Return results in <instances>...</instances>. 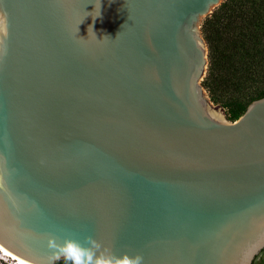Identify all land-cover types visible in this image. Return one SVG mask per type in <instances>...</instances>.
I'll list each match as a JSON object with an SVG mask.
<instances>
[{"label": "water", "instance_id": "95a60500", "mask_svg": "<svg viewBox=\"0 0 264 264\" xmlns=\"http://www.w3.org/2000/svg\"><path fill=\"white\" fill-rule=\"evenodd\" d=\"M220 1L0 0L1 248L252 264L264 97L231 123L205 95L197 23Z\"/></svg>", "mask_w": 264, "mask_h": 264}, {"label": "trees", "instance_id": "16d2710c", "mask_svg": "<svg viewBox=\"0 0 264 264\" xmlns=\"http://www.w3.org/2000/svg\"><path fill=\"white\" fill-rule=\"evenodd\" d=\"M203 36L209 60L203 86L235 121L264 97V0H226L203 24Z\"/></svg>", "mask_w": 264, "mask_h": 264}, {"label": "clouds", "instance_id": "9594fccd", "mask_svg": "<svg viewBox=\"0 0 264 264\" xmlns=\"http://www.w3.org/2000/svg\"><path fill=\"white\" fill-rule=\"evenodd\" d=\"M118 35L119 33L117 37ZM88 240L89 244L93 243L91 238ZM59 252L65 264H143V256L139 253L135 256H128L125 253L121 257H117L114 253H108L96 258V252L93 248L84 247L78 241L71 239L65 241Z\"/></svg>", "mask_w": 264, "mask_h": 264}, {"label": "rangeland", "instance_id": "374dc122", "mask_svg": "<svg viewBox=\"0 0 264 264\" xmlns=\"http://www.w3.org/2000/svg\"><path fill=\"white\" fill-rule=\"evenodd\" d=\"M226 0H221L219 2V4L213 8L210 9L209 13L204 16V17H201L197 23V31L199 32V34L201 35V37L204 39V36H203V24L205 23V21L208 19V17H210V15L214 12V10H216L223 2H225ZM205 41V39H204ZM205 47H206V60H207V64H206V68H205V73H204V76L201 80V85L203 87V90L205 92V95L206 97L209 99V101L213 104V105H216V106H220L222 109H223V119H225V121L227 122H234L233 119H230L229 118V108L228 107H225L223 106L221 103L219 102H213L211 99H212V96L211 94L204 88L203 86V80L206 76V73H207V68H208V63H209V60H208V46L206 44V41H205ZM235 97L231 98L230 100H233ZM230 102V101H228ZM236 121V120H235ZM1 255V254H0ZM262 256H264V252L262 253ZM12 262L11 260L7 259V263H10ZM59 262V261H58ZM263 263V262H262Z\"/></svg>", "mask_w": 264, "mask_h": 264}, {"label": "bare ground", "instance_id": "6f19581e", "mask_svg": "<svg viewBox=\"0 0 264 264\" xmlns=\"http://www.w3.org/2000/svg\"><path fill=\"white\" fill-rule=\"evenodd\" d=\"M0 254L3 257H8L10 260L16 261L17 264H30L28 262H25L17 257H15L14 255L10 254L9 252L5 251L3 248L0 247Z\"/></svg>", "mask_w": 264, "mask_h": 264}, {"label": "flooded vegetation", "instance_id": "af4514ba", "mask_svg": "<svg viewBox=\"0 0 264 264\" xmlns=\"http://www.w3.org/2000/svg\"><path fill=\"white\" fill-rule=\"evenodd\" d=\"M264 252V249L261 251V253L254 259L252 264H264V256H262V253ZM263 262V263H262ZM10 264H13L10 262Z\"/></svg>", "mask_w": 264, "mask_h": 264}, {"label": "built area", "instance_id": "2783aa9c", "mask_svg": "<svg viewBox=\"0 0 264 264\" xmlns=\"http://www.w3.org/2000/svg\"><path fill=\"white\" fill-rule=\"evenodd\" d=\"M7 259H9L8 257H3L0 255V264H10V263H7ZM10 260V259H9ZM13 264H17L16 261H13L11 260Z\"/></svg>", "mask_w": 264, "mask_h": 264}]
</instances>
